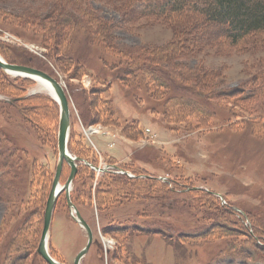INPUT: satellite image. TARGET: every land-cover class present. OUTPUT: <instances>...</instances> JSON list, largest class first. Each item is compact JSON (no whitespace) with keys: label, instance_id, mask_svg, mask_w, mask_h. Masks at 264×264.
I'll return each mask as SVG.
<instances>
[{"label":"rangeland","instance_id":"1","mask_svg":"<svg viewBox=\"0 0 264 264\" xmlns=\"http://www.w3.org/2000/svg\"><path fill=\"white\" fill-rule=\"evenodd\" d=\"M58 1L0 0V11L6 13L0 15V54L8 63L11 60L24 62L25 53L33 55L36 57L33 65L66 85V90L70 92L68 146L73 149V152L70 151L72 155L82 153L84 158L79 159L86 164L97 162L96 168L106 165L113 168L116 164L118 170L120 167L128 168L130 171H125L135 177L150 175L167 178L165 182L170 184L167 186L175 190L172 196L180 201L174 211L162 215L157 202L140 193L139 197L120 201V204L102 211L97 207L96 189L102 173L100 176L96 174L94 181L86 174L79 180L76 176L78 183H73L72 202L93 231V244L81 264H210L216 256L221 258L215 264H264V250L258 251L252 239L246 240L248 236L243 229L240 232L232 228L228 210L217 199H221L222 205H229L228 208L242 214L247 224L250 221L243 208L256 217H264V202L255 191H262L261 187H264V131H258L257 127V132L245 134L240 128L232 126L244 112L253 115L254 111V116L264 120V98L240 102L234 99L231 105L234 110L230 112L222 106L218 110L220 119L211 124L206 121L199 125V129L188 130L181 126L180 131H171L164 121L163 124L160 119L143 112L144 106L140 104L138 109L133 101L127 99L126 80L109 77L118 62L106 65L100 57L106 52L118 57L120 62H127V47H130L138 56L144 54L182 77L192 78L191 82L196 76L200 85L235 92L249 82L252 89L255 85L258 89L264 87L262 75L260 80L252 82L257 74H264V40L259 44L254 39L245 46L232 45L222 39L226 30L221 24L205 26L198 20L173 24L174 21L137 16L130 13L124 0H85L79 4L66 0L68 12L72 10L74 15H92V21L98 26L103 22L107 25L102 31L105 39L111 37L120 46L109 45L108 41H104L108 45H103L98 40L97 30H93L95 38L90 36L89 42L83 43L77 51H72L76 47L73 42L67 49H70L74 59L79 57L87 69L80 78L70 77L72 72L61 56L64 53L62 49L53 54L52 44H46V38L40 40L35 31L29 29L30 25L22 27L21 20L14 15H35L52 20ZM48 52L50 57L46 55ZM41 53L45 56L41 57ZM182 61L184 65H181ZM194 69L198 70L197 75L193 74ZM26 79L0 69V264L31 263L30 257L25 260L26 254L17 251L16 247L23 244L36 246L37 240L39 245L48 200L46 192L53 183L59 162V105L52 99L58 110L45 104L41 107L43 101L52 97L38 83L33 84ZM13 83H16L15 88ZM76 83L83 85L84 90H88L87 94L93 87L99 92L90 93L89 97L84 93L76 94V90L72 91V85ZM19 96L24 98L22 105L30 108V117L39 127L29 125L16 108L8 106V101ZM90 98L96 106L97 103L102 104V111H105L103 102L108 103L116 123L88 122L95 113ZM238 102L244 105L243 108ZM235 113H239L238 116ZM133 119L139 120V127L143 130L137 137L135 134L128 136L123 130L125 122ZM96 128L98 131H95ZM11 155L20 159L11 158ZM41 168L48 176L42 172L39 175ZM69 174L70 166L66 164L60 182L64 183ZM176 180L215 194L214 201L207 198L209 194L205 190L200 194L201 199L197 193L186 194L183 184V189L173 184ZM77 187L82 192L80 202L74 194ZM18 198L20 202L17 204ZM183 200H186L185 204ZM212 212L218 214L220 225L200 235V226L212 224L215 220ZM239 213L235 217L244 219ZM126 220L138 227L140 233L129 240L125 249L119 246L117 236L123 240L122 237L127 238L129 232L115 237L105 227L111 224L117 226V221ZM224 222L227 228L222 225ZM237 226H241L240 222ZM171 228L175 234L169 232ZM49 237L48 251L61 264H74L77 255L88 243L87 233L77 223L76 213L71 212L65 193L59 197L54 210ZM118 249L120 258L117 254L112 258L110 253H116ZM35 264L48 263L38 254Z\"/></svg>","mask_w":264,"mask_h":264},{"label":"trees","instance_id":"2","mask_svg":"<svg viewBox=\"0 0 264 264\" xmlns=\"http://www.w3.org/2000/svg\"><path fill=\"white\" fill-rule=\"evenodd\" d=\"M65 1L66 0L58 1L56 7H54L55 12L57 10L55 14H58L57 16H55V14L52 15V20L45 19L44 17L39 18L35 15H29V17L19 13H15L14 15L18 17L19 20H21L22 27L30 25L29 29L34 30L36 36L40 40L43 41V38H46L45 43L49 45L52 44L53 54H58V50L62 49V51L64 52V56H61L65 60L67 66L70 67L69 71L72 72L70 77L80 78L87 69V66L84 62L80 61L79 57L74 59V56L71 54L70 49H67L72 45L73 42L76 43V47L72 51H77L83 43L86 44L89 42L88 39L90 38V36L92 37V39L95 38V32L93 30H97V32H99L98 40L101 41L103 45H108L104 41H108L109 45H114L116 47H118L119 45L116 44L111 37L107 36V38L110 40H108L107 38V40L105 39L104 36L106 35L102 31L103 29H106V24L100 22V25L98 26L92 21V15L85 14L87 16H80L76 14L74 15L72 10H70L71 13L68 12L69 10L66 8L67 5ZM72 1L79 4L81 3V1L85 0ZM124 1L126 2L125 6H129L130 13L136 14L137 16H148L164 22L174 21L173 24L177 23V21H188L189 23L196 20H198L200 23L202 22L203 24H205V26H209L211 23H217L218 25L221 24L222 28L226 30L224 38L222 37V39L224 41L231 42L232 45L240 44L242 46H245L246 44H248V42H250V40L252 41L254 39L257 44H259L261 40H264V0ZM113 5L115 6L116 3H114ZM10 14L11 13H9V16H11ZM0 15L4 16L6 15V13H4V11H0ZM19 32L21 33V31ZM127 48L129 49L127 50L129 56V59L126 58L127 62H120L118 57L107 54L106 52L100 55L103 63H105L106 65L108 63L115 65V63L118 62L117 66L111 70L109 77L113 80H126V86L129 92V94L126 95L127 99L133 101V103L137 105L136 108L138 109L140 108V104L144 106L145 111L142 110L143 112L152 115L154 118L160 119L163 124L165 122V124L169 126V129L171 131H180L182 129L180 128L181 126L187 128L188 130L199 129V125L202 124V122L206 121L211 124L212 121H214L215 119H220L218 115V110H220L222 106L226 108L227 111L231 112L234 110L233 107H231L232 100L234 99L236 101L239 100L240 102L245 101L247 99L259 100L264 98V87L258 89V87H256L257 85H255V88L252 89L249 86L251 84L250 82L249 84H245L247 86L241 89H237L235 92H230L232 90L224 92V90L219 88L205 87L204 85H200L197 83L196 76L191 82L190 79L192 78L182 77L180 74L166 67L164 64L157 62L155 59L147 57L144 54L138 56V54L132 52V48ZM46 55L47 57L51 56L49 52ZM35 58L36 57H34L33 55H27L25 53L24 62H14V60H11L10 63L31 66L40 69L38 68V66L33 65L36 61ZM181 65H184L183 61L181 62ZM192 71H194V75H197V69H194ZM261 75L264 76V74H257V76L254 80H252V82L260 80ZM26 80L30 81L33 84L35 83L30 79ZM108 82L110 83L109 79L107 78L106 83ZM15 84L16 83H13L14 88L16 87ZM72 86L73 92L74 90H76V94L84 93V95H88V97L90 93L96 94L97 92H99L96 90V87H93L92 89H90L92 91H89L90 93L87 94L88 90H84L82 85L76 83ZM248 86L250 87V89H248ZM23 88L26 87L23 86ZM23 88H21L22 91ZM19 97L20 98L13 99V101H8V106L16 108L19 114L21 115V118L24 121L29 122V125L32 124L31 126L34 125V127H39L38 124L34 123L33 119L30 117V108L24 107L22 105V100H24V98L21 96ZM52 99L53 98L50 97L47 98L46 101L42 102L41 107L43 106V104H45L47 105V107L49 106L54 110H58V103L55 101L57 103L56 104ZM87 99L88 98L86 97V100ZM239 102L238 105L243 108L244 105L242 106V103L239 104ZM98 104L99 103H97L96 106V102L90 98V105L95 108V113L94 117H91L88 122L105 121L115 124L116 119L111 106L108 103L103 102L105 111H102V104ZM252 112L253 115L246 114L245 112L241 113L242 116L239 117L240 119L235 121L232 126L240 128L242 130V133L245 134L255 132L257 127H259L258 131H264V120H261L257 116H254L256 113L254 111ZM238 114L239 113H235V116H238ZM104 118H106V120H102ZM257 120H260L262 123H258ZM138 121V119L126 121V124L123 127L124 133L128 136H134L133 134H135V137L141 135L143 133V130L141 127H139ZM69 147L70 150L73 152V149H71L70 145ZM81 147L82 149H84L82 145ZM76 156L84 158V155H82V153H76ZM11 158L20 159L17 155L15 157L11 155ZM80 163L81 164L78 167L77 179L79 180L81 177H83V174H86L88 175V179L94 181L97 174L96 171L92 169L90 165L85 164V162L83 163L81 161ZM88 163H90L94 167H97V162L94 163L90 161ZM122 169L130 171L128 170V168H119V170L123 171ZM132 170L135 172V167H133ZM40 172H42V174L44 175V168L40 169L39 175L41 174ZM45 175L48 176V174ZM100 177L102 178H100V184H97V186L100 185V187L97 188L96 186V189L98 191L97 207L102 211L109 209L110 207L116 204H120V201L123 202L125 200H130L139 197L140 193H143L144 197H151L150 200L156 201L159 208L162 209V211L160 212L162 215H165L169 211H174L177 205L180 203L178 199L172 196L173 194H175V190H172L167 186L170 184H167L164 180H161L156 176L153 177L150 175H145L143 176V178L138 176L130 177L127 174L116 172H104L101 174ZM78 180H75V183H78ZM173 184L175 186H180L181 189L184 188V185L186 188V194L197 193V195L200 196V194H203L205 190L201 187L196 188L194 187V185L190 186L189 183H183L179 180H176L175 182H173ZM156 186H159V188H156ZM83 187L84 183L82 188ZM51 188L52 185H49L46 192V198L49 197L48 195L50 194ZM77 188L78 190L77 192L76 190H74V194L77 197L76 199H78V202H80V195L82 192L80 190V187ZM261 188H263L262 191H260V189L255 191L261 196L259 197L261 201L264 202V187ZM85 190L87 192H90L89 189ZM206 193L209 194L207 198L211 200V202H213L215 194L208 191H206ZM162 194L163 196L160 197ZM251 194L252 192H250V195ZM201 198L202 197L200 196V199ZM217 199L219 200L221 206L228 210L227 213L230 216L229 219L231 218L232 220V223L229 224L232 225V228L238 229L240 232V229H243L244 233L248 236V239L246 240L252 239L254 247H256L258 251L264 250V217H256L251 212L247 211V209L242 207L244 209L243 211L245 215L250 221V224H247L245 217L242 214L236 212L235 209L233 210L230 207L229 209V205H226L227 207L222 205L221 199ZM186 200L188 201L189 198ZM186 200H183L182 202H184L185 204ZM19 202L20 200L18 198L17 204ZM212 213L215 214V220L212 224L209 223L208 225H204L202 227L200 226V235L204 234L205 232H209L210 230H214L220 225V223L218 224V214L215 212ZM238 213L242 215L244 219L242 217L241 219L235 217ZM130 222V220L117 221V226H113V224H111L105 227V229L111 231L115 237L121 233L124 235L125 233L127 234L129 232L127 238L126 236L122 237L123 240H121L120 236H117L118 239H120L119 246H123L125 247V249L126 246H128L127 244L129 240H131L133 237L140 233L137 231L138 227L134 226ZM238 222H240V227L242 228L237 226ZM222 225H225L224 227H226L227 223L224 222V224L222 223ZM109 231H106V233ZM169 232L174 234L176 233L175 230L172 228ZM171 238L173 239V237ZM37 246L38 240L36 242V246H31L30 244L25 246V244H23L20 245V247H16V250L23 251V253L26 254L25 260L27 259V257H30V264H35L36 258L38 257V254L36 253ZM119 252L120 250L118 249L116 253L111 252L110 255L112 256V258L117 255L119 257ZM220 258L221 256H216L210 261V264H215L219 261Z\"/></svg>","mask_w":264,"mask_h":264},{"label":"water","instance_id":"3","mask_svg":"<svg viewBox=\"0 0 264 264\" xmlns=\"http://www.w3.org/2000/svg\"><path fill=\"white\" fill-rule=\"evenodd\" d=\"M0 69L5 73L13 76H19L29 78V76L41 79L48 82L54 88L55 96L60 109V123L58 131V151H59V162L56 167L55 178L52 183V188L47 200L45 215H44V227L41 234V239L37 248V253L48 263V264H61L55 260L48 251L49 233L52 222L54 210L56 208L59 197L65 193L68 206L72 213H76L77 223L86 231L88 236V243L86 247L77 255L74 264H81L82 259L88 254L93 244V231L87 221L81 215L79 209L76 208L71 198V190L73 187L74 179L78 173V162L81 159L74 157L69 150L68 143L71 130V111H70V97L60 81L54 78L52 75L41 71L36 68L25 65H16L8 63L2 56H0ZM78 161V162H77ZM65 164L69 165L71 170L67 180L61 185L60 178L64 170ZM93 167V166H91ZM97 171L105 168H95Z\"/></svg>","mask_w":264,"mask_h":264},{"label":"bare ground","instance_id":"4","mask_svg":"<svg viewBox=\"0 0 264 264\" xmlns=\"http://www.w3.org/2000/svg\"><path fill=\"white\" fill-rule=\"evenodd\" d=\"M0 56H2L1 54H0ZM3 57V56H2ZM4 58V57H3ZM16 65H19V64H16ZM29 78H32V79H35V80H33V81H35L36 83H38L39 84V86H40V88L41 89H43L45 92H47L53 99H54V101H58L57 100V98H56V96H55V91H54V88L51 86V84H49L48 82H46V81H43V80H41V79H37V78H34V77H31V76H29ZM62 85H63V87L65 88V90H66V85H64V83H61ZM58 103V102H57ZM71 111V110H70ZM98 128H96L95 129V131H98L97 130ZM69 147V146H68ZM69 150H70V148H69ZM71 151V150H70ZM73 156L74 157H77V156H75L74 154H73ZM77 158H79V157H77ZM81 161H82V159H81ZM78 162V161H77ZM79 164V163H78ZM66 165V164H65ZM103 167V166H102ZM101 167V168H102ZM103 168H108V169H111L110 167H103ZM64 169H65V166H64ZM70 170H71V168H70ZM63 172H64V170H63ZM62 172V173H63ZM78 174V173H77ZM74 183H75V179H74ZM63 183H61V185H62ZM74 185V184H73ZM73 188V187H72ZM50 238V237H49ZM105 240V239H104ZM48 245H49V243H48ZM52 255V254H51Z\"/></svg>","mask_w":264,"mask_h":264}]
</instances>
